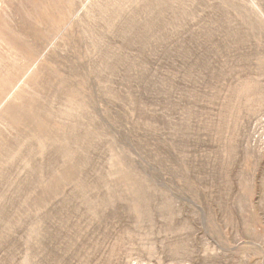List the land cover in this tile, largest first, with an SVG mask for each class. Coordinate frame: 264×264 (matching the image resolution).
<instances>
[{"label":"rangeland","instance_id":"1","mask_svg":"<svg viewBox=\"0 0 264 264\" xmlns=\"http://www.w3.org/2000/svg\"><path fill=\"white\" fill-rule=\"evenodd\" d=\"M0 264H264V0H0Z\"/></svg>","mask_w":264,"mask_h":264}]
</instances>
